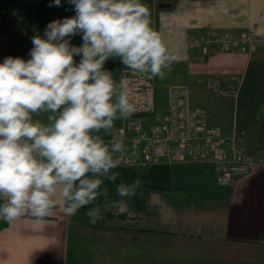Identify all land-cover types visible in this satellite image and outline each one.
Here are the masks:
<instances>
[{
  "label": "crops",
  "instance_id": "1",
  "mask_svg": "<svg viewBox=\"0 0 264 264\" xmlns=\"http://www.w3.org/2000/svg\"><path fill=\"white\" fill-rule=\"evenodd\" d=\"M15 1L0 0V52L8 28L3 20H8ZM143 2L151 10L153 27L177 53L171 70L186 78L182 83L164 85L159 92H167L173 85L198 88L199 80L211 76L239 95L245 85V69L253 60L264 64V48L216 54L188 45L190 36L253 32L264 37V0ZM74 14V6L67 0H61L59 6L50 0H33L30 18L33 28L44 31L49 21ZM26 22L27 28L28 17ZM26 34L29 40L17 42L12 56L28 58L33 45ZM71 43L80 45L81 36H73ZM105 68L117 81L139 74L148 83L142 90L153 94L157 106L154 83L158 77L129 69L118 57L109 58ZM221 106L229 109L226 102ZM166 113V108L160 113L162 120ZM47 115L36 118L46 121ZM123 121V117L115 120L104 139L111 138ZM258 165L249 176L234 177L227 186L218 183L210 160L142 169L120 165L116 183H130L137 177L142 181L138 194L127 198L126 208L119 207L116 184L106 180L109 198L99 197L74 216L57 207L43 221L30 216L7 221L0 227V264H264V162ZM90 207L102 212L94 224L87 215ZM34 224L40 227L34 229Z\"/></svg>",
  "mask_w": 264,
  "mask_h": 264
},
{
  "label": "clouds",
  "instance_id": "2",
  "mask_svg": "<svg viewBox=\"0 0 264 264\" xmlns=\"http://www.w3.org/2000/svg\"><path fill=\"white\" fill-rule=\"evenodd\" d=\"M67 2L75 14L49 21L43 36H32L27 59L0 61V220L43 221L57 207L74 216L109 198L106 180L116 184L124 209L141 188L139 177L116 183L122 162L116 154L125 145L109 144L103 134L136 105L105 62L118 57L129 69L163 79L177 53L153 27L143 0ZM77 34L80 45L71 43ZM41 113L46 121L36 118ZM87 215L93 224L102 218L99 207Z\"/></svg>",
  "mask_w": 264,
  "mask_h": 264
},
{
  "label": "built area",
  "instance_id": "3",
  "mask_svg": "<svg viewBox=\"0 0 264 264\" xmlns=\"http://www.w3.org/2000/svg\"><path fill=\"white\" fill-rule=\"evenodd\" d=\"M188 45L202 50L212 49L211 52L215 49L227 51L238 46L253 49L264 47V37L253 33L190 36ZM142 80L139 74L125 78L136 110L124 118L123 124L106 140L109 144L115 140L123 141L125 151L116 154L121 156L122 166L142 169L153 164L210 160L221 186L229 185L234 177L249 176L259 166L235 137H223L216 133L208 123L205 109L192 104L191 91L186 85L170 86L167 89L165 119L145 124L141 117L152 115L155 104L153 94L142 90L148 86ZM205 85L207 88L219 87L218 81L212 82L211 79H207Z\"/></svg>",
  "mask_w": 264,
  "mask_h": 264
},
{
  "label": "rangeland",
  "instance_id": "4",
  "mask_svg": "<svg viewBox=\"0 0 264 264\" xmlns=\"http://www.w3.org/2000/svg\"><path fill=\"white\" fill-rule=\"evenodd\" d=\"M31 4L33 8V1ZM27 6H29V1L27 3V0H16L8 20H3V22L7 23L8 28L0 52V61H2L5 56L13 55L16 52V49H18L17 42L29 40L26 34V18L28 17ZM249 33L253 32H246V34ZM247 49L250 50L247 46H238L225 52L240 53ZM205 51L211 53L212 49H210V51ZM261 51L264 52V49ZM214 53L218 54L220 51L215 49ZM258 73L261 74L258 75ZM167 74L168 76H165V79L158 77L157 82L154 83L158 96L157 106H155V112L152 116L147 115V117H141L145 124L164 120H162V115H160V113H162L165 108L167 109V92H159V88H163L166 84L182 83L186 79L182 74L174 70L167 72ZM256 75L258 76L257 78ZM244 77L245 85L239 95L236 94L235 90L233 91L230 86L228 89H225L224 82L220 79L212 78L211 76H206L199 80L200 83L198 84L200 86L198 88L193 89L190 86L189 89L191 91V99L193 100L194 98V100H198V105H201V107L205 109L208 123L216 133L221 136L235 137L246 154L253 157L255 162L259 164L264 162V64L260 65V63L253 60L245 69ZM207 79H211L212 82L218 81L219 87L206 88L205 81ZM240 81L241 80L237 83H240ZM234 101H236L235 104ZM223 102H226L229 109L225 110L226 107L221 106ZM144 127L146 128L147 126Z\"/></svg>",
  "mask_w": 264,
  "mask_h": 264
},
{
  "label": "trees",
  "instance_id": "5",
  "mask_svg": "<svg viewBox=\"0 0 264 264\" xmlns=\"http://www.w3.org/2000/svg\"><path fill=\"white\" fill-rule=\"evenodd\" d=\"M32 1L33 0H29V6H28V27H27L28 35L30 37H32L34 35H41V36H43L44 31H38V30L34 29L33 26H32V23H31V18L30 17H31V10H32V4H31ZM192 104L194 106H199L198 103H195L194 102V100H192ZM6 222L7 221H4V220L3 221H0V227L6 225Z\"/></svg>",
  "mask_w": 264,
  "mask_h": 264
}]
</instances>
